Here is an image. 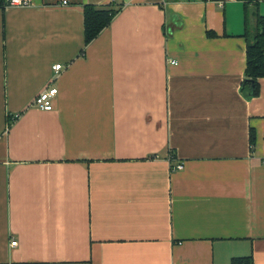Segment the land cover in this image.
<instances>
[{"label": "crops", "instance_id": "0c3cea01", "mask_svg": "<svg viewBox=\"0 0 264 264\" xmlns=\"http://www.w3.org/2000/svg\"><path fill=\"white\" fill-rule=\"evenodd\" d=\"M0 1V264H264V0Z\"/></svg>", "mask_w": 264, "mask_h": 264}, {"label": "trees", "instance_id": "16d2710c", "mask_svg": "<svg viewBox=\"0 0 264 264\" xmlns=\"http://www.w3.org/2000/svg\"><path fill=\"white\" fill-rule=\"evenodd\" d=\"M119 10V7L112 4L107 6L86 5L84 7L85 43L88 44L94 40L112 22ZM208 35L215 36L211 32H208ZM246 39V69L240 91L249 99L259 94V79L264 77V15H257L255 33L247 34ZM250 144L253 150L255 145L253 130L250 134ZM174 157V153L171 152L170 160ZM231 264H253L252 256L233 258Z\"/></svg>", "mask_w": 264, "mask_h": 264}, {"label": "built area", "instance_id": "2783aa9c", "mask_svg": "<svg viewBox=\"0 0 264 264\" xmlns=\"http://www.w3.org/2000/svg\"><path fill=\"white\" fill-rule=\"evenodd\" d=\"M32 4V0H7V5L10 7H27ZM172 64H176L177 62L172 60L170 61ZM54 70L59 71L62 68L61 64H57L54 67ZM58 94V89L56 87H50L39 93L32 104L42 110L50 111L53 109V100ZM176 169H182L183 164H177ZM17 244V241L11 242V246Z\"/></svg>", "mask_w": 264, "mask_h": 264}, {"label": "rangeland", "instance_id": "374dc122", "mask_svg": "<svg viewBox=\"0 0 264 264\" xmlns=\"http://www.w3.org/2000/svg\"><path fill=\"white\" fill-rule=\"evenodd\" d=\"M255 33V32H254ZM254 33H250L251 35H253Z\"/></svg>", "mask_w": 264, "mask_h": 264}]
</instances>
